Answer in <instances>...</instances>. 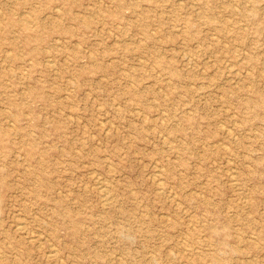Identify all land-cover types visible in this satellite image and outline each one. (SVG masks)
Instances as JSON below:
<instances>
[{
    "label": "rangeland",
    "instance_id": "374dc122",
    "mask_svg": "<svg viewBox=\"0 0 264 264\" xmlns=\"http://www.w3.org/2000/svg\"><path fill=\"white\" fill-rule=\"evenodd\" d=\"M0 264H264V0H0Z\"/></svg>",
    "mask_w": 264,
    "mask_h": 264
},
{
    "label": "bare ground",
    "instance_id": "6f19581e",
    "mask_svg": "<svg viewBox=\"0 0 264 264\" xmlns=\"http://www.w3.org/2000/svg\"><path fill=\"white\" fill-rule=\"evenodd\" d=\"M59 7V6H58ZM57 11H58V9H57ZM48 14V13H47ZM11 49V48H10ZM238 52V51H237ZM190 56V55H189ZM142 60V59H141ZM189 60V59H188ZM143 61V60H142ZM231 68H233V67H231ZM162 88V87H161ZM202 94V93H201ZM167 96V95H166ZM119 104V103H118ZM140 109V108H139ZM135 110H137V109H135ZM139 112V111H138ZM108 119H110V118H108ZM162 119H163V117H162ZM107 120V119H106ZM112 120V119H111ZM101 121V120H100ZM105 121V120H104ZM103 121V122H104ZM236 121V120H235ZM102 122V121H101ZM237 122V121H236ZM236 122H235V124H236ZM113 123V122H112ZM13 124H15V123H13ZM114 124V123H113ZM154 126V125H153ZM153 126H152V128H153ZM228 126V125H227ZM226 126V127H227ZM110 127V126H109ZM229 129H230V127H229ZM227 130V129H226ZM109 131V130H108ZM108 131H105L106 133L108 132ZM230 132H231V130H230ZM169 144V143H168ZM224 144V143H223ZM226 144V143H225ZM109 163V162H108ZM154 163V162H153ZM110 165V164H109ZM155 165H157V164H155ZM114 166V165H113ZM165 167V166H164ZM164 167H163V169H164ZM155 172H157V171H155ZM159 173H161L160 171H159ZM155 175H157V174H155ZM155 175H154V177H155ZM236 175H238V174H235L234 176H236ZM232 177H233V174L231 175ZM157 178V177H156ZM165 180V179H164ZM164 180H159V184H160V182H162V181H164ZM102 181V180H101ZM236 182H237V180H236ZM235 182V183H236ZM99 183V182H98ZM162 183H164V182H162ZM162 183H161V185H162ZM233 183H234V180H233ZM99 184H101L100 186H102L103 184L102 183H99ZM107 186V185H106ZM105 186V187H106ZM171 186V185H170ZM102 188V189H100L101 190V193H102V195L104 196V198H105V200H110L109 199V193L107 192V187L106 188ZM101 188V187H100ZM169 189V188H168ZM162 190V189H161ZM243 190V189H242ZM58 191H60V190H58ZM109 191V190H108ZM133 191V190H132ZM162 191H164V190H162ZM165 194V193H164ZM175 194V193H174ZM176 195V194H175ZM202 195H203V193H202ZM113 196V195H112ZM171 198H172V196H170ZM103 198V197H102ZM111 198H113V197H111ZM248 198V197H247ZM246 198V199H247ZM103 200V199H102ZM176 201H177V199H176ZM103 202V201H102ZM106 205V204H105ZM176 205V204H175ZM180 205V204H179ZM181 206V205H180ZM167 215V214H166ZM19 216V215H18ZM20 217H22V216H20ZM25 217V216H24ZM23 223V222H22ZM21 225V224H20ZM22 227H23V224H22ZM20 228H21V226H20ZM40 231V230H39ZM41 232V231H40ZM43 234V233H42ZM33 237V236H32ZM34 238V237H33ZM48 238V237H47ZM40 241H41V239H40ZM41 245H43L42 243H41ZM44 246V245H43ZM51 246V245H50ZM53 246V245H52ZM39 247V246H38ZM41 247V246H40ZM47 252V251H46ZM52 253V252H51ZM51 255V254H50ZM2 256V255H1Z\"/></svg>",
    "mask_w": 264,
    "mask_h": 264
}]
</instances>
